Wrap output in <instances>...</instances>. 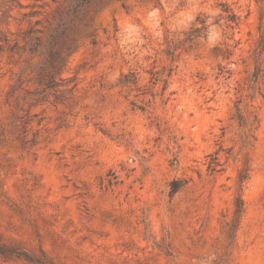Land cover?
<instances>
[{
	"label": "rangeland",
	"instance_id": "obj_1",
	"mask_svg": "<svg viewBox=\"0 0 264 264\" xmlns=\"http://www.w3.org/2000/svg\"><path fill=\"white\" fill-rule=\"evenodd\" d=\"M0 264H264V0H0Z\"/></svg>",
	"mask_w": 264,
	"mask_h": 264
},
{
	"label": "trees",
	"instance_id": "obj_2",
	"mask_svg": "<svg viewBox=\"0 0 264 264\" xmlns=\"http://www.w3.org/2000/svg\"><path fill=\"white\" fill-rule=\"evenodd\" d=\"M183 183H179V181H172L171 182V189H170V194H174L179 187L182 185Z\"/></svg>",
	"mask_w": 264,
	"mask_h": 264
}]
</instances>
